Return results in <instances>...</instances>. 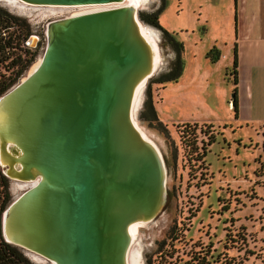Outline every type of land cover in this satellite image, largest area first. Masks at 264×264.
Segmentation results:
<instances>
[{
	"label": "water",
	"instance_id": "95a60500",
	"mask_svg": "<svg viewBox=\"0 0 264 264\" xmlns=\"http://www.w3.org/2000/svg\"><path fill=\"white\" fill-rule=\"evenodd\" d=\"M139 8L48 20L40 63L0 95L1 172L33 183L2 211L1 234L52 264H130L131 225L153 221L165 204L163 154L134 113L158 68ZM36 42L33 34L27 44Z\"/></svg>",
	"mask_w": 264,
	"mask_h": 264
},
{
	"label": "rangeland",
	"instance_id": "374dc122",
	"mask_svg": "<svg viewBox=\"0 0 264 264\" xmlns=\"http://www.w3.org/2000/svg\"><path fill=\"white\" fill-rule=\"evenodd\" d=\"M229 1L165 0L159 23L168 34L144 22L157 41L160 61L134 113L163 154L166 200L156 218L139 227L130 264L134 255L139 264H264V124L235 120L228 104L234 86L233 76L227 75L232 55L218 37L221 26H233ZM161 2L145 0L139 13L153 12ZM18 3L38 9L22 13L5 1L0 8L15 14L19 24L41 39L33 47L32 63L15 84L40 63L48 20L61 17L47 10L68 16L83 10L73 8L80 5ZM169 36L182 44L181 50ZM213 46L220 51L215 61L206 55ZM179 55L183 65L176 81L160 82ZM11 76V68L0 65V78ZM149 99L158 120L151 119ZM16 184L28 188L33 183L8 179L10 202L23 191ZM17 247L33 260L34 253ZM36 261L52 264L45 258Z\"/></svg>",
	"mask_w": 264,
	"mask_h": 264
},
{
	"label": "crops",
	"instance_id": "0c3cea01",
	"mask_svg": "<svg viewBox=\"0 0 264 264\" xmlns=\"http://www.w3.org/2000/svg\"><path fill=\"white\" fill-rule=\"evenodd\" d=\"M231 4L233 26L230 29L221 26L218 40L231 53V64L233 48L235 45L237 48L238 109L234 119L261 126L264 124V0H230Z\"/></svg>",
	"mask_w": 264,
	"mask_h": 264
},
{
	"label": "trees",
	"instance_id": "16d2710c",
	"mask_svg": "<svg viewBox=\"0 0 264 264\" xmlns=\"http://www.w3.org/2000/svg\"><path fill=\"white\" fill-rule=\"evenodd\" d=\"M164 3L165 0H162L161 5L155 9L153 12L147 13V12H140V18L141 20H143L144 22L157 27L159 29H161L164 33L168 34L167 31H165L164 29L161 28V25L159 23V16L160 13L162 12L163 8H164ZM3 14H9L6 10L0 8V23L2 22L1 18L3 16ZM10 15V14H9ZM11 18H13L15 20V22L18 23L17 17H15V15H10ZM26 34L29 33L28 29H26ZM172 43L177 45V49L181 50L182 48V44L180 42H177L173 37L169 36ZM207 57H210L212 61H215L217 58H219V50L217 49L216 46H213L208 52H207ZM5 54L2 51V48L0 47V60H3L5 58ZM15 60L9 64L8 68H11L13 66H15L17 63L21 64L22 61L18 56H16V58H14ZM32 60V59H31ZM30 64V61L28 60V62L26 64L21 65V67L19 68V70H17L15 72V77L13 78H0V95L3 94L4 92H6L13 84H15V82L17 81L18 76L23 72V70ZM182 61H181V57L180 55L178 56V58L176 59V61L174 62V68L171 72H169L168 74H166L161 80H159L160 82H165V81H176L177 77L180 75L181 70H182ZM237 66H238V61H237V48L236 45L233 48V60H232V64H231V68L229 70V72L227 73V75H232L233 76V99H234V105L232 106V109L234 110V114L237 117V109H238V98H237ZM148 94L150 96V89H148ZM229 102H231V99L229 100ZM228 102V104H229ZM147 105L150 108V112L152 115V120H158L156 111L153 107L152 104V100L149 99L147 102ZM10 202V194L8 192V178L5 177L3 175V173L1 172V168H0V263L1 264H5L7 263H14V264H18V262L14 261V259H21L22 258V254H21V249H19L17 246L7 243L1 234V214L2 211L4 210V208L8 205V203Z\"/></svg>",
	"mask_w": 264,
	"mask_h": 264
},
{
	"label": "built area",
	"instance_id": "2783aa9c",
	"mask_svg": "<svg viewBox=\"0 0 264 264\" xmlns=\"http://www.w3.org/2000/svg\"><path fill=\"white\" fill-rule=\"evenodd\" d=\"M7 12L10 15H15L10 11ZM9 14H3L1 18L2 22L0 23V47L2 48V51L6 56L3 60H0V65L6 66L7 68L9 64H11L15 60L14 58H16V56L19 55L22 63L21 64L17 63L15 66L11 67V71H13V76L8 77V78H13L16 76L15 72L19 70L21 65L26 64L28 60L30 61L31 64L34 59L33 47H30L27 44L28 38L33 34L37 36V41H40L41 38L38 34L35 33L29 32L28 34H26L25 27L15 22V20L11 18ZM25 69L23 70V72L25 71ZM23 72L18 76L17 81L19 80ZM229 105H232L231 102H229ZM20 251L22 254V258L19 260L14 259V261L18 262V264H35V262L25 253V251L22 250ZM8 262L5 264H14L13 262L12 263H8Z\"/></svg>",
	"mask_w": 264,
	"mask_h": 264
},
{
	"label": "bare ground",
	"instance_id": "6f19581e",
	"mask_svg": "<svg viewBox=\"0 0 264 264\" xmlns=\"http://www.w3.org/2000/svg\"><path fill=\"white\" fill-rule=\"evenodd\" d=\"M0 1H5L7 4L11 5L12 7L14 8H17L19 11H22V13H27V11L31 10V9H38L37 7H34V8H28V6L26 5H21L18 3V0H0ZM144 2L145 0H124L122 3L120 2H112V3H106V4H88L89 6L87 5H80V7H73L74 9L75 8H79V9H83L80 13L78 14H81V13H85V12H90V11H94V10H99V9H104V8H108V7H112V6H118V5H121V4H135L137 5L138 7H141L142 5H144ZM82 6V7H81ZM64 7H69V6H64ZM72 9V7H71ZM43 10V9H42ZM48 12H50L51 15H53V17H56V16H68V15H65V14H60V11L62 10H57V9H54V8H51V9H48L47 10ZM45 12V11H44ZM47 14V13H46ZM77 15V14H75ZM143 32L144 34L149 38V40H151L153 42V44L155 45L156 47V50H157V55H156V60H157V65H159V61H160V55H159V49H158V45H157V41H155V39L153 38V35L151 34V30L148 29V27L146 26L145 29H143ZM36 65V64H35ZM38 66V64H37ZM36 66V67H37ZM35 67V68H36ZM34 68V69H35ZM33 69V70H34ZM33 70L31 72H33ZM30 72V73H31ZM144 88V87H142ZM142 88L139 89L138 91V94L136 96V99H135V104L134 106L136 107L137 103L139 102V95H140V92L142 90ZM143 92V90H142ZM141 97V96H140ZM141 101V100H140ZM137 108H138V105H137ZM141 127V126H140ZM141 129L143 130V128L141 127ZM144 134L147 135V133L143 130ZM148 136V135H147ZM149 137V136H148ZM27 185L25 184H16V187L17 189H20V190H24L26 188ZM30 187V186H29ZM143 225V223H140V222H136L134 224L131 225L130 227V232L132 234V244L134 243L135 241V238L137 237V233L139 232V227ZM134 245V244H133ZM132 249V248H131ZM140 252V251H139ZM138 253V252H137ZM136 254V253H135ZM139 254V253H138ZM132 255V254H131ZM139 256V255H138ZM32 257H33V260H37V261H41L42 258H40L38 255L36 254H32ZM131 257V256H130ZM139 258V257H138ZM138 258H137V255H134L133 256V259H134V263L133 264H139V261H138ZM132 260V258H130ZM34 260V261H35ZM36 261V262H37ZM130 262V261H129ZM138 262V263H137ZM141 263V262H140Z\"/></svg>",
	"mask_w": 264,
	"mask_h": 264
}]
</instances>
